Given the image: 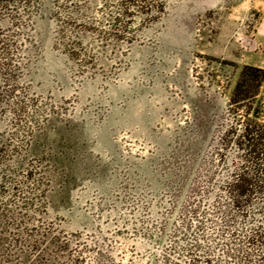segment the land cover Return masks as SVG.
<instances>
[{"label": "rangeland", "instance_id": "obj_1", "mask_svg": "<svg viewBox=\"0 0 264 264\" xmlns=\"http://www.w3.org/2000/svg\"><path fill=\"white\" fill-rule=\"evenodd\" d=\"M33 5L34 18L25 23L30 35L37 30L36 51L12 52L28 62L21 124L34 131L26 182L49 203L38 210L54 235L72 242H43L32 259L193 264L199 233L209 248L204 264H264V246L249 248L248 263L242 252L230 257V231L217 237L215 223L197 224L212 212L205 189L210 170L217 182L225 168V132L232 125L239 132L238 122L248 118L264 121V81L257 97L232 104L243 71H264V0ZM14 20L4 37L17 31ZM10 191L11 205L0 206V264H17L21 228L11 217L20 212Z\"/></svg>", "mask_w": 264, "mask_h": 264}, {"label": "trees", "instance_id": "obj_2", "mask_svg": "<svg viewBox=\"0 0 264 264\" xmlns=\"http://www.w3.org/2000/svg\"><path fill=\"white\" fill-rule=\"evenodd\" d=\"M33 8V0H0V206L5 210L11 205L6 198L7 190L10 189L13 193L8 197L18 201L20 212L19 216L13 212L11 217L21 228L18 238L14 239V243L18 245L17 264H41L37 257H31L33 251L36 252L40 246L47 244L58 248L61 244L60 247L63 248L72 242L71 239L62 242L54 235L51 223L46 222L47 215L42 217L39 211L40 208L47 210L49 203L47 206L44 198L40 202L42 195L37 196V189L26 182L33 174L27 157L32 151L30 139L33 138L34 131L31 125L21 124L23 116L28 117V90L22 88L21 83L28 62L24 58L15 61L12 52L23 54L25 51V54H30L32 50L36 51L34 44L38 37L37 30L34 29V34L30 35L25 23V20L34 18ZM9 19H15L17 31L10 33L8 38L7 35L4 37L3 31L8 26ZM263 81L262 69L246 68L234 90L232 104L240 102L239 96H243L244 100L257 97ZM238 124L241 127L239 132L232 125L222 138L227 146L222 155L225 168L219 172L217 182L212 181L217 170H210L209 186L205 191L211 197L212 212L209 216L201 217L197 224L198 228H203L205 219L215 223L217 237H223L230 231L229 235L233 240L230 257L242 252L244 261L251 263L252 253L249 248L264 246V121L255 117ZM22 131L25 133L24 139L19 141ZM229 147H232L233 153L227 158V152L231 151L228 150ZM199 186V183H195L194 190L199 189ZM27 188L30 190L24 192ZM4 198L9 202H4ZM195 212L197 215V211ZM196 235L198 237L191 245L192 263L204 264L209 261L206 259L209 248L205 246V240L199 237V233Z\"/></svg>", "mask_w": 264, "mask_h": 264}]
</instances>
